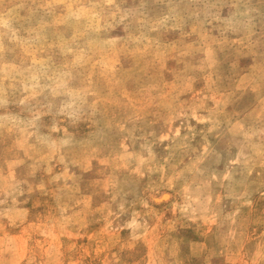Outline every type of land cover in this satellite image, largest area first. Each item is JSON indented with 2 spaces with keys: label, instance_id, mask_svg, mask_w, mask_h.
<instances>
[{
  "label": "rangeland",
  "instance_id": "374dc122",
  "mask_svg": "<svg viewBox=\"0 0 264 264\" xmlns=\"http://www.w3.org/2000/svg\"><path fill=\"white\" fill-rule=\"evenodd\" d=\"M0 264H264V0H0Z\"/></svg>",
  "mask_w": 264,
  "mask_h": 264
},
{
  "label": "bare ground",
  "instance_id": "6f19581e",
  "mask_svg": "<svg viewBox=\"0 0 264 264\" xmlns=\"http://www.w3.org/2000/svg\"><path fill=\"white\" fill-rule=\"evenodd\" d=\"M166 196V195H165Z\"/></svg>",
  "mask_w": 264,
  "mask_h": 264
}]
</instances>
